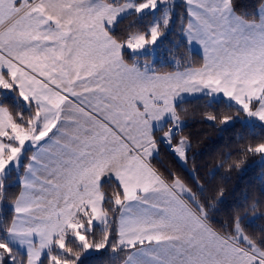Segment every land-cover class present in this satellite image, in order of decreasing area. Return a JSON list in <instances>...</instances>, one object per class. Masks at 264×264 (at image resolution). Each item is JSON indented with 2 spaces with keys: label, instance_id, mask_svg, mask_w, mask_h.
Segmentation results:
<instances>
[{
  "label": "snow or ice",
  "instance_id": "snow-or-ice-1",
  "mask_svg": "<svg viewBox=\"0 0 264 264\" xmlns=\"http://www.w3.org/2000/svg\"><path fill=\"white\" fill-rule=\"evenodd\" d=\"M170 38L178 67L141 63ZM185 96L238 145L206 174ZM249 157L264 0H0V264H264V187L228 201L216 180Z\"/></svg>",
  "mask_w": 264,
  "mask_h": 264
},
{
  "label": "trees",
  "instance_id": "trees-1",
  "mask_svg": "<svg viewBox=\"0 0 264 264\" xmlns=\"http://www.w3.org/2000/svg\"><path fill=\"white\" fill-rule=\"evenodd\" d=\"M175 3L179 4L180 0H175ZM178 11L180 9H177ZM134 19V18H133ZM129 23L125 20L121 25ZM158 54L160 59L156 62L154 68L161 72L172 71L174 68L178 67V63H174L177 58L173 56L172 52L168 49H173L172 38L163 42L162 46L158 48ZM193 60L199 61L200 55L189 50L187 53ZM149 56L146 58L148 59ZM205 101L192 99L182 102V107L189 109L190 115L186 119L187 127L184 129L185 134H190L192 140V151L196 153V164L201 168V174H206L210 168L214 167L215 163L218 162V157L221 153H226L229 151L235 152L238 147L236 140L232 139L234 133L232 131L221 132L217 128H213L207 124L198 122V113L203 107ZM196 113L197 115H192ZM259 129H256L257 135L259 134ZM203 153V155H200ZM161 159L164 160L166 164L170 167H176L179 170V165H175L172 157L167 155H162ZM236 159V156H233ZM207 165V167H205ZM192 165L189 164V168ZM242 170L239 172H232L228 179L221 181L220 176H217L216 180L218 183H223L227 195L228 201L233 199H241L246 193H253L258 195L261 187H264V164H262L258 157H249L243 165H241ZM109 189L105 188V191ZM233 190L235 191V196L232 195ZM226 213H221L218 219H225ZM260 222L257 221L254 227H259ZM108 257L97 255L92 253L85 257V264H107Z\"/></svg>",
  "mask_w": 264,
  "mask_h": 264
},
{
  "label": "rangeland",
  "instance_id": "rangeland-1",
  "mask_svg": "<svg viewBox=\"0 0 264 264\" xmlns=\"http://www.w3.org/2000/svg\"><path fill=\"white\" fill-rule=\"evenodd\" d=\"M158 51H159L158 48L155 50H150L149 54H145L144 56H141L140 57L141 63L152 62V67L154 68L156 62L160 59ZM147 56H149L148 59L146 58Z\"/></svg>",
  "mask_w": 264,
  "mask_h": 264
},
{
  "label": "crops",
  "instance_id": "crops-1",
  "mask_svg": "<svg viewBox=\"0 0 264 264\" xmlns=\"http://www.w3.org/2000/svg\"><path fill=\"white\" fill-rule=\"evenodd\" d=\"M191 50H192L193 52L197 53L198 55L201 54L200 49L198 48V46H193V48H192ZM192 99H195V98H194V97H190V96H185V97L183 98V102H184V101H188V100H192Z\"/></svg>",
  "mask_w": 264,
  "mask_h": 264
}]
</instances>
